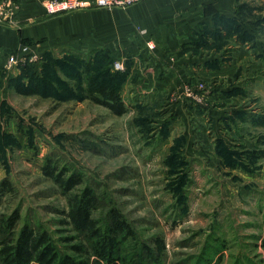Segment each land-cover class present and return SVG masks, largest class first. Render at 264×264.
I'll list each match as a JSON object with an SVG mask.
<instances>
[{
    "label": "rangeland",
    "instance_id": "obj_1",
    "mask_svg": "<svg viewBox=\"0 0 264 264\" xmlns=\"http://www.w3.org/2000/svg\"><path fill=\"white\" fill-rule=\"evenodd\" d=\"M44 1L47 16L134 4L48 13ZM240 1L247 7L233 18L248 41L210 39L208 47L193 48L192 58L198 55L200 62L191 70L201 75L189 74L160 104L141 95L135 104L126 95L127 111L121 115L77 90L72 74L78 72L84 84L92 71L66 58L76 54L89 61L93 55L102 68L107 49L51 52L61 60L51 82L75 92L66 97L56 87L65 98L17 93L9 78L25 67L19 59L26 57L24 64L41 75L46 60L24 51V44L7 50L0 66V181L8 180L12 190L0 197V217L18 209L16 231L24 223L45 229L59 250L68 251L65 238L76 233L61 221L67 220L66 196L41 171L49 157L59 168L79 172L97 193L94 216L103 218L113 206L127 220L133 235L122 253L134 256L141 247L143 252V245L154 246V237L163 241L159 263L145 253L137 263L264 264V0ZM9 2H0V23L19 28ZM31 54L37 60L31 61ZM207 60H215L216 67L206 66ZM113 63L111 71H119ZM97 73L101 76L100 69ZM188 92L193 95L186 97ZM120 97L123 101L122 89ZM178 137L183 143L173 142ZM170 154L174 159L168 163ZM226 154L230 159L222 158Z\"/></svg>",
    "mask_w": 264,
    "mask_h": 264
},
{
    "label": "crops",
    "instance_id": "obj_2",
    "mask_svg": "<svg viewBox=\"0 0 264 264\" xmlns=\"http://www.w3.org/2000/svg\"><path fill=\"white\" fill-rule=\"evenodd\" d=\"M42 1L8 3L9 10L14 6L11 12L20 27L0 23V66L7 50L23 44L27 51L36 54L58 49L87 53L107 49L114 62L125 64L121 84L125 105L126 95L135 104H139L134 101L138 95L150 96L155 104H160L189 74L201 75L191 70V64L200 62V56L192 58L195 34L204 28L214 29L216 12L233 17L241 2L141 0L126 9L92 8L47 16ZM147 42L152 49L148 50ZM199 72L205 74V70Z\"/></svg>",
    "mask_w": 264,
    "mask_h": 264
},
{
    "label": "trees",
    "instance_id": "obj_3",
    "mask_svg": "<svg viewBox=\"0 0 264 264\" xmlns=\"http://www.w3.org/2000/svg\"><path fill=\"white\" fill-rule=\"evenodd\" d=\"M246 7V3L238 5L235 13H239V10ZM240 32L243 31L233 17L218 15L216 12L214 14V29L204 28L201 33L197 32L194 39L195 47L193 48L208 47L211 44L210 39L224 43L230 37H234L237 42L245 43L248 41V33L245 39L240 36ZM50 54V51L44 54L46 62L41 72L42 75L38 74L33 65L25 64V67L21 69V73L11 79L17 93L65 98L63 97L64 94L56 88L61 87L62 91L67 92L66 97H73L75 92L68 84L57 86L56 83L51 82L50 75L55 73L56 67H58L57 64L61 60L60 58L53 59ZM102 55L104 56L103 53ZM105 55L102 68H99L98 61L95 64L97 58L94 59L93 55L90 58L91 60L88 59L89 61L76 54H70L66 58L83 65L86 72L91 73L92 71L87 76L86 83L84 82V88H82L84 84L81 83L80 74L78 72L72 74L78 80L77 90L78 88L82 89L84 91L82 93L86 94L85 97L106 106L113 114L121 115L127 111V107L120 97L123 74L120 71H111L110 66L113 60L109 54ZM54 63L55 68L53 67ZM214 63L215 60H207L205 65L216 67ZM99 69L101 70V76L96 75ZM79 83L81 84L79 85ZM67 87H70V89ZM140 110L144 111L145 108H140ZM167 124L168 120L162 124V128H164L163 137L168 135L165 129ZM183 139V137H178L173 142L175 144L183 143ZM219 144V149L222 151L223 143L219 141ZM175 149V146L172 147L173 153ZM250 154H255V152H250ZM171 156L172 154L167 158L168 163H170L171 158L174 159ZM222 158L230 159V156L226 154ZM182 165H184L183 161L180 163V166ZM41 171L66 196L68 207L64 214L67 220L61 221L71 225L76 234L65 238L68 251L59 250L53 244L48 231L45 229L24 223L16 231L20 215L18 209H14L11 214L0 217V264H142L137 263V260L142 259L143 253L150 259L154 258V262L159 263L163 254L164 243L158 237H154L153 247L143 245V252L141 247L134 256L122 253L123 243L133 235L131 226L123 218L120 211L113 206L105 211L103 218L94 216L98 208V195L91 186L84 183L85 180L79 172H70L65 167L59 168L57 163L52 162L49 157L45 158ZM183 177L185 176L183 175ZM11 190L12 185L8 180L3 179L0 181V197ZM217 240H219L220 246L224 244L222 239Z\"/></svg>",
    "mask_w": 264,
    "mask_h": 264
},
{
    "label": "built area",
    "instance_id": "obj_4",
    "mask_svg": "<svg viewBox=\"0 0 264 264\" xmlns=\"http://www.w3.org/2000/svg\"><path fill=\"white\" fill-rule=\"evenodd\" d=\"M139 0H95L94 2H89L86 0H45L44 1V7L48 13H55L59 11H67V10H78L88 7H105V8H113V7H119V8H125L128 5H131ZM94 5V6H92ZM2 7H0L1 10ZM149 45V44H148ZM150 47V45H149ZM26 50V47L24 51ZM31 61L37 60V56L35 54H31L30 56ZM19 61L25 65V62L27 61V58L24 57L23 59H19ZM113 66L115 69L119 71H123V65L119 62H114ZM199 87H202V85H199ZM195 90H198L197 88ZM186 91V90H185ZM187 96H192L193 93L188 92L185 94Z\"/></svg>",
    "mask_w": 264,
    "mask_h": 264
}]
</instances>
